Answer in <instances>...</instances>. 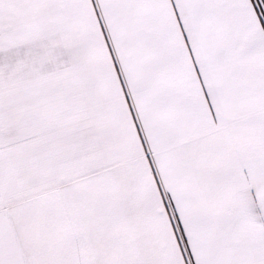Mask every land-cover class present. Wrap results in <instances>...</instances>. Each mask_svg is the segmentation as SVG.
I'll list each match as a JSON object with an SVG mask.
<instances>
[{
    "label": "snow or ice",
    "instance_id": "1",
    "mask_svg": "<svg viewBox=\"0 0 264 264\" xmlns=\"http://www.w3.org/2000/svg\"><path fill=\"white\" fill-rule=\"evenodd\" d=\"M0 264H264V0H0Z\"/></svg>",
    "mask_w": 264,
    "mask_h": 264
}]
</instances>
